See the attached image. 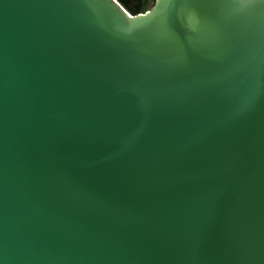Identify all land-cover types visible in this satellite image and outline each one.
<instances>
[{
    "label": "water",
    "instance_id": "95a60500",
    "mask_svg": "<svg viewBox=\"0 0 264 264\" xmlns=\"http://www.w3.org/2000/svg\"><path fill=\"white\" fill-rule=\"evenodd\" d=\"M0 264H264V2L0 0Z\"/></svg>",
    "mask_w": 264,
    "mask_h": 264
},
{
    "label": "trees",
    "instance_id": "16d2710c",
    "mask_svg": "<svg viewBox=\"0 0 264 264\" xmlns=\"http://www.w3.org/2000/svg\"><path fill=\"white\" fill-rule=\"evenodd\" d=\"M118 3L126 9L131 15L145 13L154 0H117Z\"/></svg>",
    "mask_w": 264,
    "mask_h": 264
},
{
    "label": "snow or ice",
    "instance_id": "6c2138e0",
    "mask_svg": "<svg viewBox=\"0 0 264 264\" xmlns=\"http://www.w3.org/2000/svg\"><path fill=\"white\" fill-rule=\"evenodd\" d=\"M261 2H264V0H261Z\"/></svg>",
    "mask_w": 264,
    "mask_h": 264
}]
</instances>
